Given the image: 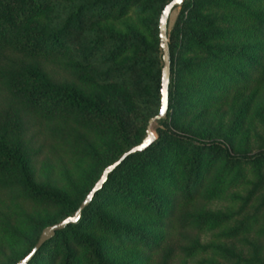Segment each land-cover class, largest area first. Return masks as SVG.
<instances>
[{
  "label": "trees",
  "instance_id": "16d2710c",
  "mask_svg": "<svg viewBox=\"0 0 264 264\" xmlns=\"http://www.w3.org/2000/svg\"><path fill=\"white\" fill-rule=\"evenodd\" d=\"M172 0H0V199L44 210L0 222L17 264L43 231L73 216L102 177L147 136L161 109L159 22ZM169 33V113L156 142L129 157L76 225L30 264H264L223 241L264 237L260 208L237 220L218 201L260 179L246 123L264 95V0H185ZM131 12L133 19L128 20ZM56 71L63 72L62 78ZM66 75V76H65ZM40 120L82 167L65 189L39 183L29 125ZM229 123V125H226ZM80 167V168H81ZM214 233L211 243L202 235Z\"/></svg>",
  "mask_w": 264,
  "mask_h": 264
},
{
  "label": "rangeland",
  "instance_id": "374dc122",
  "mask_svg": "<svg viewBox=\"0 0 264 264\" xmlns=\"http://www.w3.org/2000/svg\"><path fill=\"white\" fill-rule=\"evenodd\" d=\"M179 12V9H177L171 17L169 33L175 26ZM132 17H134V12L130 13L128 20L133 19ZM63 74L62 71H56V77L59 79L63 77ZM259 103L260 105L257 108L251 110L250 119L246 123V129L249 134L242 142L244 150L251 154L264 149V95L259 99ZM226 125H229V123ZM51 127V124L40 120H33L29 125L28 137L31 139L36 152V156L34 157L36 180L39 183H49L50 185L65 189V183L69 176L78 174L82 167L66 153L64 141L58 134L51 131ZM259 182L260 179H253L249 186L239 191L241 201L235 204L231 200L214 202L208 205V210L213 212L232 210L238 214L237 220H243L247 216L254 215L260 208L262 216L264 214V171L261 187H258ZM43 210V208L36 205L27 204L20 200L12 201L8 197H3L0 199V222L3 221L6 224L10 223L14 225L18 217L35 214ZM260 222V227L264 228L263 216ZM214 238L215 234L209 233L202 235L201 240L202 243L208 244ZM246 240L264 246V237L255 233V231L248 236L240 237L236 240L223 241V244L249 257L253 254L254 250ZM9 251V239L0 230V263L9 254ZM204 260L212 262L211 257L200 256L188 260L186 264H200ZM218 260L220 264H233Z\"/></svg>",
  "mask_w": 264,
  "mask_h": 264
},
{
  "label": "water",
  "instance_id": "95a60500",
  "mask_svg": "<svg viewBox=\"0 0 264 264\" xmlns=\"http://www.w3.org/2000/svg\"><path fill=\"white\" fill-rule=\"evenodd\" d=\"M185 0H172L163 10L160 22H159V36L160 46L163 52L164 68L162 71V90H161V109L159 114L149 122L147 136L140 145L131 148L126 152L116 163L107 167L97 182L93 190L88 194L85 201L81 204L77 212L60 223L46 228L37 243L36 247L32 252L23 260L17 264H30L35 258L41 248L50 240H52L57 231L63 230L69 225H76L82 219L84 210L89 207L94 200L95 196L103 189L105 184L108 182L109 177L131 156L146 152L157 140V134L155 128L159 122L164 121L168 117L169 113V89L171 79V55H170V40H169V24L173 13L177 9H181L184 5Z\"/></svg>",
  "mask_w": 264,
  "mask_h": 264
}]
</instances>
